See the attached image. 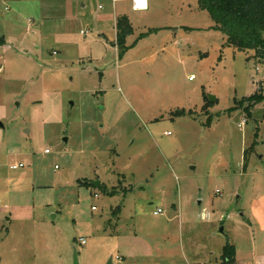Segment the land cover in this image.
<instances>
[{
    "label": "rangeland",
    "instance_id": "1",
    "mask_svg": "<svg viewBox=\"0 0 264 264\" xmlns=\"http://www.w3.org/2000/svg\"><path fill=\"white\" fill-rule=\"evenodd\" d=\"M66 2L0 0V264H223L228 243L254 264L255 49L231 44L199 0H72L69 18ZM99 4L130 17L121 55Z\"/></svg>",
    "mask_w": 264,
    "mask_h": 264
},
{
    "label": "trees",
    "instance_id": "2",
    "mask_svg": "<svg viewBox=\"0 0 264 264\" xmlns=\"http://www.w3.org/2000/svg\"><path fill=\"white\" fill-rule=\"evenodd\" d=\"M199 4L211 13L216 26L227 35L231 44L240 49H255L258 61L264 62V0H199ZM116 29V45L121 55L128 49L127 37L133 33L128 17H119ZM3 43L4 40L0 38V45ZM263 98L256 93L249 96L248 100L255 105ZM105 192L112 195L106 188ZM222 258L223 264L236 263L234 245L228 243L224 247Z\"/></svg>",
    "mask_w": 264,
    "mask_h": 264
},
{
    "label": "crops",
    "instance_id": "3",
    "mask_svg": "<svg viewBox=\"0 0 264 264\" xmlns=\"http://www.w3.org/2000/svg\"><path fill=\"white\" fill-rule=\"evenodd\" d=\"M133 1V0H132ZM134 4V3H133ZM100 5V4H99ZM99 5H98V7H99ZM74 3L72 2V0H67V2H66V7H67V14H66V17H71V16H73L74 14L73 13H71V10L72 9H74ZM82 7H86V4L85 3H82ZM107 12H103V13H99V16L100 17H103V16H108L109 15V11H112V14L114 15V17H115V43H116V39H117V29H116V22H117V19L119 18V17H121V16H126V17H128V19H129V21H130V23H131V20H130V17L128 16V14L126 13V12H124V6H118L117 7V9L115 10V8H113L112 10L111 9H109V7H106V6H104L103 7ZM103 9V10H104ZM133 9H141V11H149L150 9H151V2H150V0H145V5L143 6V7H140V8H134V6H133ZM43 16H41V18H42ZM45 18H47V17H43V19H45ZM0 38H2L3 40H4V43L2 44V45H6L7 44V38H5V36H1ZM127 39H128V37H127ZM6 47H9V45H6ZM118 49V48H117ZM118 51H119V49H118ZM120 54V53H119ZM191 78V77H190ZM101 185V184H100ZM198 263V262H197ZM197 263H195V264H197ZM254 264H264V255H262V256H256V258H255V262H254Z\"/></svg>",
    "mask_w": 264,
    "mask_h": 264
},
{
    "label": "built area",
    "instance_id": "4",
    "mask_svg": "<svg viewBox=\"0 0 264 264\" xmlns=\"http://www.w3.org/2000/svg\"><path fill=\"white\" fill-rule=\"evenodd\" d=\"M118 1H120V0H111V3H112V5L113 6H115V4L118 2ZM134 1V8H140L139 6H138V2H137V0H133ZM104 6L102 5V4H100L99 5V8L100 9H102ZM193 78V76H191V79ZM169 133V132H168ZM46 151H48V149L46 150ZM21 167H24V164L23 163H15V164H13L12 166H11V168L12 169H18V168H21ZM97 196V195H96ZM93 208H95V207H93ZM163 212V210L161 209V208H159L157 211H155L154 212V214H159V213H162ZM204 216H203V218L204 219H209L210 218V214L209 213H207V214H203ZM82 241V243H85V240L84 239H82L81 240ZM118 259L120 260L121 259V257H118ZM200 264H206V263H204V262H200Z\"/></svg>",
    "mask_w": 264,
    "mask_h": 264
},
{
    "label": "water",
    "instance_id": "5",
    "mask_svg": "<svg viewBox=\"0 0 264 264\" xmlns=\"http://www.w3.org/2000/svg\"><path fill=\"white\" fill-rule=\"evenodd\" d=\"M210 100H211V101H213V100H214V97H213V96H211V97H210ZM0 126H1V127H3V124H2V123H0ZM95 185L99 186V185H100V182H98V181H97V182H95ZM222 230H223V228L221 229V231H222ZM111 262H112V259L110 260V264H111Z\"/></svg>",
    "mask_w": 264,
    "mask_h": 264
},
{
    "label": "bare ground",
    "instance_id": "6",
    "mask_svg": "<svg viewBox=\"0 0 264 264\" xmlns=\"http://www.w3.org/2000/svg\"><path fill=\"white\" fill-rule=\"evenodd\" d=\"M138 6L143 7L145 5V0H137Z\"/></svg>",
    "mask_w": 264,
    "mask_h": 264
}]
</instances>
